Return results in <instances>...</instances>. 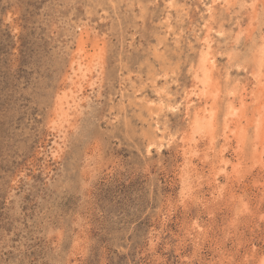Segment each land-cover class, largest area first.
I'll use <instances>...</instances> for the list:
<instances>
[{
	"label": "rangeland",
	"instance_id": "374dc122",
	"mask_svg": "<svg viewBox=\"0 0 264 264\" xmlns=\"http://www.w3.org/2000/svg\"><path fill=\"white\" fill-rule=\"evenodd\" d=\"M225 1L0 0V264L264 262V0Z\"/></svg>",
	"mask_w": 264,
	"mask_h": 264
},
{
	"label": "bare ground",
	"instance_id": "6f19581e",
	"mask_svg": "<svg viewBox=\"0 0 264 264\" xmlns=\"http://www.w3.org/2000/svg\"><path fill=\"white\" fill-rule=\"evenodd\" d=\"M203 1V0H202ZM226 1H228V0H226ZM225 1V2H226ZM255 1V0H254ZM238 2V1H237ZM228 3V2H227ZM256 16V15H255ZM206 37V36H205ZM176 38V37H175ZM261 42H260V45H259V47H258V49L256 50V52L258 53V56H257V58L254 60V63H255V70H253V72L251 73V75L253 76V78L255 79V81H258L257 82V84L259 83L260 84V86L262 85V87L264 86L263 84H262V82H263V79H261V77H259L260 76V70H263V64H264V36L263 37H261V40H260ZM207 43V42H206ZM210 43L208 42V45H209ZM97 49V48H96ZM204 55V54H203ZM205 57V56H204ZM204 57H202V59L203 60H200V61H202L203 62V66L204 65H208V64H210V65H208L210 68H212V62H213V60L209 57L208 59L209 60H206ZM207 57H208V54H207ZM206 57V58H207ZM204 60H205V62H204ZM208 61V62H207ZM77 69V68H76ZM176 70V69H175ZM198 72V71H197ZM204 72V71H203ZM203 72L201 73L202 75H203ZM206 72H208V71H206ZM173 74V73H172ZM97 75V74H96ZM73 76V75H72ZM204 77H205V75H204ZM101 79V78H100ZM198 79V78H197ZM203 79H206V78H203ZM259 79H261V80H259ZM206 81H208L207 79H206ZM199 82V81H198ZM202 83V85L204 86H207L205 83H204V81H202L201 82ZM210 83V82H209ZM200 84V83H199ZM201 85V86H202ZM78 86V85H77ZM76 86V87H77ZM259 86V87H260ZM189 90V89H188ZM207 90H208V88H207ZM206 90V91H207ZM81 91V90H80ZM79 91V92H80ZM201 93L200 94H196V97H200V95L201 96H203V90H199ZM209 91H211V90H209ZM78 93V92H77ZM193 92H191L190 94H192ZM209 93V92H208ZM229 92L227 91V94H228ZM156 94V93H155ZM211 95V94H210ZM233 95H235V94H233ZM72 96V95H71ZM74 96V95H73ZM208 96H209V94H208ZM230 96V95H229ZM59 97V96H58ZM185 97V96H184ZM205 97V96H204ZM203 97V98H204ZM210 97V96H209ZM208 97V98H209ZM72 98V97H71ZM70 98V99H71ZM213 98H214V96H212V100L211 101H213ZM262 98H264V97H262ZM187 99V98H186ZM71 101V100H70ZM66 102V101H65ZM73 102V101H72ZM258 102V101H257ZM242 103V102H241ZM151 105H152V103H150ZM209 104V103H208ZM210 104H212L211 102H210ZM243 104V103H242ZM62 105V104H61ZM74 105H75V103H74ZM232 105V104H231ZM231 105H229L227 108V110H226V115L225 116H223L224 117V131L225 130H227V128H228V126H227V124L228 123H226L225 122V120L228 118V117H230V115L232 114V112L235 110ZM240 105V104H239ZM69 106H70V104H69ZM167 106V105H166ZM188 106H190V103H189V105ZM204 106V105H203ZM206 106V105H205ZM58 107H60V106H58ZM69 108H71V107H69ZM157 108H158V110L160 111L161 110V108H162V106L161 105H158L157 106ZM209 108H211V107H209ZM236 108V107H235ZM242 108H243V106H242ZM239 109V108H238ZM60 110V109H59ZM67 110V109H66ZM200 110V109H199ZM244 110V109H243ZM215 111V110H214ZM238 111V110H237ZM199 113V112H198ZM212 113V110H209V114H211ZM216 113V112H215ZM262 113V112H261ZM203 114H205V113H203ZM242 114V113H241ZM243 115V114H242ZM62 116V115H61ZM155 116V115H154ZM200 115H198L197 114V112L195 113V117L194 118H196V117H198V118H196V119H199V118H201V117H199ZM239 116V115H238ZM258 116H260V115H258ZM233 118H235V117H233ZM260 118V117H259ZM204 122H205V124L207 125V126H210V128H209V130H211L212 129V127H214L215 128V115H212V117H209L208 116V118L206 119V117H204V118H201ZM201 119H199V120H201ZM233 120V119H232ZM230 121V122H229ZM228 122L231 124V120H229ZM257 122V121H256ZM226 123V124H225ZM250 123V122H249ZM255 123V122H254ZM258 123V122H257ZM193 125V124H192ZM197 125V124H196ZM248 125H250V124H248ZM262 125V124H261ZM251 126V125H250ZM213 128V130H215ZM256 128V127H255ZM206 129H208V127H206ZM230 129V128H229ZM260 129H261V127H260ZM192 130V129H191ZM231 130V129H230ZM234 131L233 132H235L236 130L235 129H233ZM204 131V130H203ZM206 131V130H205ZM239 131V130H238ZM193 132V131H192ZM202 132V131H201ZM195 133H199L198 131H196ZM208 133V132H207ZM255 133V132H254ZM231 134H232V131H231ZM206 135H209V134H206ZM211 135V134H210ZM194 136V135H193ZM192 136V137H193ZM240 136H241V138L238 136V139H239V141L240 142H242L243 141V132H241V134H240ZM221 138V137H220ZM163 138H161V140H162ZM185 140V139H184ZM183 140V141H184ZM182 141V140H181ZM257 141L259 142V143H262L263 141H264V132L263 131H259V138L257 139ZM185 142V141H184ZM190 142H191V140H190ZM239 142V143H240ZM190 144V143H189ZM98 146V145H97ZM256 147V146H255ZM262 149H264V146L262 147ZM188 151V150H187ZM254 151V150H253ZM256 151V150H255ZM183 153V152H182ZM258 154V153H257ZM56 155V154H55ZM262 156V155H261ZM219 158V157H218ZM207 161V160H206ZM219 161V160H218ZM262 161V160H261ZM220 163H221V161H220ZM229 165V164H228ZM190 166V165H189ZM232 166V165H231ZM188 168V167H187ZM219 173H221V172H219ZM216 176V175H215ZM214 176V177H215ZM186 178V177H185ZM220 196V195H219ZM185 197V196H184ZM194 224V223H193ZM261 264H264V262H261Z\"/></svg>",
	"mask_w": 264,
	"mask_h": 264
}]
</instances>
